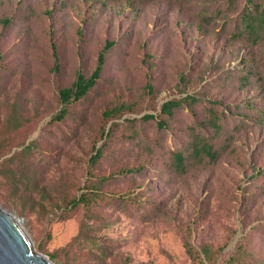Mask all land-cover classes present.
Wrapping results in <instances>:
<instances>
[{
	"label": "rangeland",
	"instance_id": "obj_1",
	"mask_svg": "<svg viewBox=\"0 0 264 264\" xmlns=\"http://www.w3.org/2000/svg\"><path fill=\"white\" fill-rule=\"evenodd\" d=\"M254 3L264 19V0H0V163L33 144L25 164L0 172V207L36 251L64 264H198L187 237L218 250L204 264H226L239 243L264 264V22L253 21ZM107 42L95 86L53 119L59 89L89 75ZM169 99L183 101L161 115ZM116 102L132 110L104 121ZM12 108L23 124L5 131ZM97 178L93 243L78 244L87 209L70 201Z\"/></svg>",
	"mask_w": 264,
	"mask_h": 264
},
{
	"label": "trees",
	"instance_id": "obj_2",
	"mask_svg": "<svg viewBox=\"0 0 264 264\" xmlns=\"http://www.w3.org/2000/svg\"><path fill=\"white\" fill-rule=\"evenodd\" d=\"M261 4L260 3H254L253 8L255 9V14L253 16V21L256 19H259L260 23L264 22L263 19V10L259 11ZM263 8V7H262ZM248 13H246V17H248ZM254 26V25H253ZM247 27H250V24L247 25ZM254 28V27H253ZM112 43L107 42L105 46L102 48V50L98 53L96 66L92 70V72L89 75H84L83 73H77L74 81L69 86H64L59 89V98L61 103L63 104L62 108L58 111V113L53 117V119H63L68 115V108L67 106L71 102H76L83 97L87 96L89 91L95 86L97 83L101 71L103 69V64L105 60V52L111 47ZM2 55L0 53V59ZM189 96L184 97V99L188 98ZM183 100L180 99H169L162 103L161 105V115L170 116L172 114V111L175 107H178ZM132 110V103L127 102H116L113 103L103 109L101 112V118L104 121H108L111 119L116 118L117 116H120L125 111ZM142 119H154L153 114H143L139 120ZM137 119H131L127 120L129 122H134ZM4 130L10 131L12 129H17L23 124L22 117L17 113V110L15 108L11 109L10 114L7 116V119L5 121ZM157 125H163L164 121H158ZM118 123H111V126L109 130H102L100 133L101 139H103L102 143L94 149L93 153L90 155L88 162H89V168H93L98 163V160L103 156V151L106 148L109 140L112 137V130L114 127H116ZM3 139H0V157L6 153V148L3 145ZM33 144H28L25 147H23L21 150L13 152L8 158H6L3 162L0 163V172L3 170H9L8 166L10 162H17L19 164H25V157L28 155L30 148ZM208 146V145H207ZM210 146L207 147V150H210ZM23 169V168H22ZM21 169V170H22ZM11 174V171H8ZM12 174L14 175L15 172L13 171ZM22 176V174H19ZM12 180H15L12 178ZM104 181H102L101 178H97L94 180H91V184H87L85 186V191L82 192L79 197L72 199L70 201V205H75L78 203H81L84 205L87 209L86 211V219L81 221L79 231L78 233L73 237L72 241L75 243H84V242H90L93 243V240H89L90 234H88V222L91 219H95L96 213L93 211L92 206L95 205L99 189ZM89 240V241H87ZM183 245L185 248V251L189 258L193 260L194 262L198 264H204V261H207L209 263H212L215 260L216 254L218 252L217 249H213L211 245L207 243H201L199 246V249H196L193 244L188 240L187 237L183 239ZM97 252L100 258V262L106 258V247L103 245L98 244L97 246ZM49 258L51 260H55L59 264H64L57 259V255L50 254ZM226 264H261V263H255L253 262V256L251 255V252L249 249H246L245 245L239 243L237 246V249L232 253V255L227 259Z\"/></svg>",
	"mask_w": 264,
	"mask_h": 264
},
{
	"label": "water",
	"instance_id": "obj_3",
	"mask_svg": "<svg viewBox=\"0 0 264 264\" xmlns=\"http://www.w3.org/2000/svg\"><path fill=\"white\" fill-rule=\"evenodd\" d=\"M0 264H53L36 251L18 219L0 207Z\"/></svg>",
	"mask_w": 264,
	"mask_h": 264
}]
</instances>
